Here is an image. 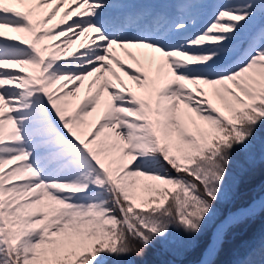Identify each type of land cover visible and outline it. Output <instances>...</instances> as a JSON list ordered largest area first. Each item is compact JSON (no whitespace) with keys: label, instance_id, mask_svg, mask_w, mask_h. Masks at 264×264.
<instances>
[{"label":"snow or ice","instance_id":"obj_1","mask_svg":"<svg viewBox=\"0 0 264 264\" xmlns=\"http://www.w3.org/2000/svg\"><path fill=\"white\" fill-rule=\"evenodd\" d=\"M0 264H264V0H0Z\"/></svg>","mask_w":264,"mask_h":264}]
</instances>
